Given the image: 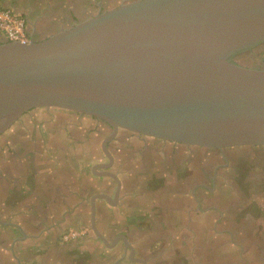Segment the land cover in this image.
I'll return each instance as SVG.
<instances>
[{"label": "flooded vegetation", "instance_id": "obj_1", "mask_svg": "<svg viewBox=\"0 0 264 264\" xmlns=\"http://www.w3.org/2000/svg\"><path fill=\"white\" fill-rule=\"evenodd\" d=\"M30 1L49 8L43 40L131 0ZM260 53L264 41L236 60L264 69ZM0 264H264V144L190 145L32 108L0 134Z\"/></svg>", "mask_w": 264, "mask_h": 264}, {"label": "water", "instance_id": "obj_2", "mask_svg": "<svg viewBox=\"0 0 264 264\" xmlns=\"http://www.w3.org/2000/svg\"><path fill=\"white\" fill-rule=\"evenodd\" d=\"M31 35L0 37V134L58 107L190 145L264 144V69L236 60L264 41V0H131Z\"/></svg>", "mask_w": 264, "mask_h": 264}, {"label": "built area", "instance_id": "obj_3", "mask_svg": "<svg viewBox=\"0 0 264 264\" xmlns=\"http://www.w3.org/2000/svg\"><path fill=\"white\" fill-rule=\"evenodd\" d=\"M0 33L9 40H17L21 43H28L30 41L26 18L1 5Z\"/></svg>", "mask_w": 264, "mask_h": 264}, {"label": "crops", "instance_id": "obj_4", "mask_svg": "<svg viewBox=\"0 0 264 264\" xmlns=\"http://www.w3.org/2000/svg\"><path fill=\"white\" fill-rule=\"evenodd\" d=\"M0 5L12 10L14 13L23 15L28 21V27L30 28L31 33H34L35 27L41 23L45 15L43 14V10L49 9L42 5L36 6V4L32 3L30 0H0ZM65 7L66 5L64 2L62 8L65 9ZM0 37L5 36L0 33Z\"/></svg>", "mask_w": 264, "mask_h": 264}, {"label": "rangeland", "instance_id": "obj_5", "mask_svg": "<svg viewBox=\"0 0 264 264\" xmlns=\"http://www.w3.org/2000/svg\"><path fill=\"white\" fill-rule=\"evenodd\" d=\"M261 57H264V53H260Z\"/></svg>", "mask_w": 264, "mask_h": 264}]
</instances>
